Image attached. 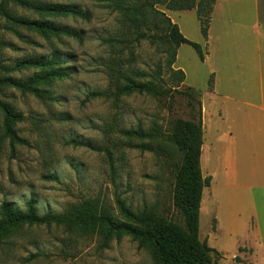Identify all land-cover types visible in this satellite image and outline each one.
I'll return each instance as SVG.
<instances>
[{
    "label": "rangeland",
    "instance_id": "rangeland-1",
    "mask_svg": "<svg viewBox=\"0 0 264 264\" xmlns=\"http://www.w3.org/2000/svg\"><path fill=\"white\" fill-rule=\"evenodd\" d=\"M35 1L76 5L87 10L91 18H50L80 32L82 39L77 40L63 36L45 38L30 30L11 28L0 14V41L6 43L0 47V63L10 65L28 57H52L65 59L63 66L70 72L67 78L42 86L44 99L10 87L0 89V99L23 114L15 128L25 140L16 144L3 137L0 112V204L8 200L24 208L33 198L38 213L43 214L63 213L86 200H95L98 206L120 217L116 205L119 198L133 210L146 207L183 225V216L172 201L181 153L170 139L176 119H197V106H191L186 96L176 93L88 97L91 91L115 90V82L108 77L109 67L121 72L129 68L149 71L161 64L163 83H174L164 67L165 44L135 42L127 36L119 45H102L100 37L118 36L129 24L116 11L91 0ZM7 6L18 16L38 18L12 3ZM156 8L165 11L186 38L202 46L204 57L210 55L209 59L200 60L190 45L181 44L173 65L185 74L178 89L190 86L202 95L213 80L211 69L219 66L218 53L225 37L239 33V0L216 1L207 40L200 32L195 9L169 12L162 5ZM32 73L33 70H22L12 75L25 79ZM216 102L211 113L227 106L224 99L218 98ZM207 119L210 122L208 129L203 130V146L210 150L205 153L201 172L212 179L203 189L199 236L215 250L213 264H248L240 260L238 251L239 239H243L239 234V188L223 186L219 163L220 147L225 143L219 138L228 127L234 132L236 124L221 122L213 116ZM139 126L144 130L156 129L157 138L140 140L119 132ZM72 140L101 150L75 145ZM139 143H149L151 150L136 148L134 145ZM51 175L57 179H50ZM0 264L154 263L149 252L127 235L102 247L97 233L25 224L12 229L1 241Z\"/></svg>",
    "mask_w": 264,
    "mask_h": 264
},
{
    "label": "trees",
    "instance_id": "trees-1",
    "mask_svg": "<svg viewBox=\"0 0 264 264\" xmlns=\"http://www.w3.org/2000/svg\"><path fill=\"white\" fill-rule=\"evenodd\" d=\"M116 11L129 24L118 36L100 37L102 45L116 46L124 43L127 36H132L135 42L147 41L150 44L163 43L166 46L164 67L171 75L174 83L167 85L162 81L161 64L155 69L146 71L141 69H125L115 71L109 67V79L115 82V90L108 92L91 91L88 97H114L132 93L165 96L171 93L181 94L189 99V104L197 106V119H176L173 125L170 141L181 153L180 164L174 176L173 205L183 216L184 224L164 218L149 208L133 210L122 199H116L120 217L112 215L98 206L95 200H86L69 211L63 213L46 212L39 214L35 200L30 198L24 208L14 202L3 200L0 204V243L14 228L22 225H55L68 229H75L81 233H97L101 237V246L122 235L130 236L137 241L139 247L145 248L154 264H213L215 250L208 246L199 236V209L202 191L209 186L211 177H203L200 168V154L202 145L201 101L200 90L188 86L184 90L178 89L185 80L181 69L174 68L177 49L181 44L190 45L204 60L202 46L186 38L165 11L156 8L162 5L166 10L195 9L199 21L200 32L205 40L211 21V13L215 0H91ZM29 10L38 18H26L14 14L8 4ZM0 14L9 27H19L33 31L38 35L49 37H69L82 39L80 32L58 24L50 18H76L89 21L91 14L76 5L66 3H49L35 0H0ZM131 41V40H130ZM6 45L0 41V47ZM65 59L50 57H28L7 65L0 63V89L10 87L22 93H28L36 98L44 99L43 85L53 80L64 79L70 72L64 67ZM22 70H33L25 79L12 75ZM213 80L208 83V90L212 89ZM2 114L3 137L11 143L23 144L25 140L16 131V124L23 120V114L10 103L0 99ZM126 137L140 140H154L158 136L156 129L144 130L142 127L134 129H120ZM75 145L89 147L100 151L84 141H71ZM141 150H151L148 143L134 145ZM111 164L110 153H106ZM50 179H57L55 175Z\"/></svg>",
    "mask_w": 264,
    "mask_h": 264
},
{
    "label": "crops",
    "instance_id": "crops-1",
    "mask_svg": "<svg viewBox=\"0 0 264 264\" xmlns=\"http://www.w3.org/2000/svg\"><path fill=\"white\" fill-rule=\"evenodd\" d=\"M225 38L218 53L219 66L211 69L212 89L201 95L200 168L210 150L203 146L207 118L235 123L234 132L228 127L219 138L225 142L219 152L223 186L239 188L240 260L264 263V0H239V33ZM218 98L227 106L211 113ZM202 209L200 201L199 211Z\"/></svg>",
    "mask_w": 264,
    "mask_h": 264
}]
</instances>
